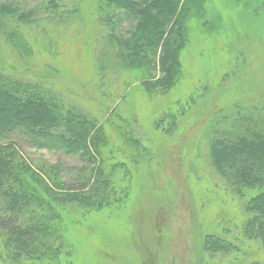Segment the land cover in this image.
Instances as JSON below:
<instances>
[{"label":"rangeland","instance_id":"obj_1","mask_svg":"<svg viewBox=\"0 0 264 264\" xmlns=\"http://www.w3.org/2000/svg\"><path fill=\"white\" fill-rule=\"evenodd\" d=\"M8 1L32 12L20 25L32 57L19 59L0 37V68L15 63L14 74L83 110L111 140L105 157L117 203L63 213L73 264H264V247L244 232L249 213L208 155L209 121L264 98V0H187L180 19L187 42L177 79L165 88L145 87L158 79L156 69L121 62L100 23V0H56L66 10L52 20L50 0ZM60 132H7L0 144L17 163L74 186L93 165L53 145ZM208 236L239 251L210 254Z\"/></svg>","mask_w":264,"mask_h":264},{"label":"trees","instance_id":"obj_2","mask_svg":"<svg viewBox=\"0 0 264 264\" xmlns=\"http://www.w3.org/2000/svg\"><path fill=\"white\" fill-rule=\"evenodd\" d=\"M100 1V23L108 29L107 42L119 52L121 62L147 71L156 69L158 79L147 83V88L171 86L179 71L178 54L187 42L180 20L189 11L187 0ZM55 2L50 0L46 7L51 20L59 17L57 11L66 10ZM31 20L32 12L0 0V37L9 50L19 53V59L32 57L20 28ZM125 22L127 28L121 30ZM6 64L0 68V137L13 131L43 130L50 134V130L61 129V136L52 144L66 154L86 158L93 167L82 182L73 186L58 174L51 177L48 169L35 172L17 163L14 155L7 154V146L0 144V264H73L63 213L70 205L86 213L115 206L114 194L119 189L105 157L111 140L104 125L65 102L52 89L14 74L20 68L15 63ZM245 109L236 107L222 113L218 123L209 121L212 136L208 155L214 170L241 198L250 215L244 232L264 247V98ZM44 136L50 140V135ZM131 146L139 147L136 141ZM96 160L101 161V167H96ZM115 166L111 165L113 169ZM203 244L210 254L228 256L239 251L235 245L212 236ZM208 264L259 263L240 260Z\"/></svg>","mask_w":264,"mask_h":264}]
</instances>
